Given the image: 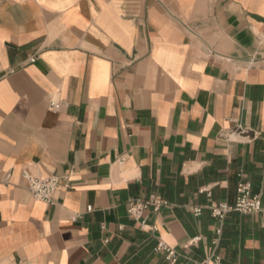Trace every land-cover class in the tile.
<instances>
[{"label":"crops","instance_id":"obj_1","mask_svg":"<svg viewBox=\"0 0 264 264\" xmlns=\"http://www.w3.org/2000/svg\"><path fill=\"white\" fill-rule=\"evenodd\" d=\"M239 173L263 210L215 247ZM25 174L60 178L52 205ZM161 241L264 264V0H0V264H169Z\"/></svg>","mask_w":264,"mask_h":264},{"label":"built area","instance_id":"obj_2","mask_svg":"<svg viewBox=\"0 0 264 264\" xmlns=\"http://www.w3.org/2000/svg\"><path fill=\"white\" fill-rule=\"evenodd\" d=\"M32 59L31 62H34ZM60 105L56 102L50 103L51 110H58ZM124 158H121L123 161ZM26 179L29 183V191L32 197L37 200L44 202L47 205L54 203L55 193L60 185V178L57 176H49L46 178H36L31 175L25 174ZM242 173L238 174L237 183V196L234 203L229 204L227 202L212 203L208 208L211 211L212 217L217 221L216 227V238L213 245L216 247L220 241V237L223 232V223L226 215L230 212H238L241 214H257L263 210L262 207V196L261 194H254L252 192L251 184L243 180ZM209 193V192H208ZM168 206V202L157 196L149 199H133L130 201L128 206V213L137 221L141 222L142 227H145V221L143 220V214L147 211L159 212L163 207ZM91 210V208H90ZM191 212L194 216L199 217L202 214L201 207L191 208ZM199 238L190 240L184 249H188L193 246ZM157 251L165 254V259L169 264H176L179 258V253L167 243L161 241L157 246ZM212 260L215 264H221V259L218 256H212L205 262L197 264H208V261Z\"/></svg>","mask_w":264,"mask_h":264}]
</instances>
